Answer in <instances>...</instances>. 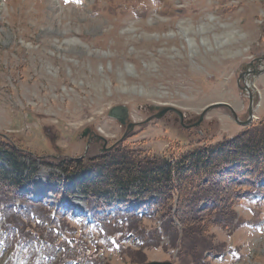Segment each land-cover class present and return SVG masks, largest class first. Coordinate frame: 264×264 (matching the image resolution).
<instances>
[{
	"label": "rangeland",
	"instance_id": "374dc122",
	"mask_svg": "<svg viewBox=\"0 0 264 264\" xmlns=\"http://www.w3.org/2000/svg\"><path fill=\"white\" fill-rule=\"evenodd\" d=\"M263 55L264 0H0V140L24 150L21 164L36 169L19 192L40 202L36 209L27 205L40 222H25L41 234L10 260L0 244V264H264V201L241 199L233 223L208 228V244L193 258L183 254L181 241L172 246L165 234L158 237V218L147 209L157 198L142 199L135 184L95 189L115 196L108 218L135 208L145 212L135 215L141 233L125 232L118 218L105 223L91 215V225L85 223L78 212L89 215L88 198L56 162L97 152L81 137L86 127L108 144L157 159L233 138L248 127L229 110L239 120L248 117L238 75ZM247 83L253 125L264 118V73ZM216 102L229 107L213 108L190 126ZM115 105L127 107L132 130L108 116ZM152 105L180 110L186 126L171 111L155 118ZM9 161L0 147L5 190L18 176ZM222 170L237 178L246 167L233 163Z\"/></svg>",
	"mask_w": 264,
	"mask_h": 264
},
{
	"label": "trees",
	"instance_id": "16d2710c",
	"mask_svg": "<svg viewBox=\"0 0 264 264\" xmlns=\"http://www.w3.org/2000/svg\"><path fill=\"white\" fill-rule=\"evenodd\" d=\"M6 144L0 140V147L9 154V165L18 176L9 180V187L5 190L2 185L6 183L5 170L0 167V215L6 222L7 234L20 241L37 233L36 228L26 224L22 207L29 205L36 209L40 203H31L15 189L30 181L36 169H26L21 164V159L27 157L24 150L21 152L18 147ZM56 162L66 175V181L88 198L93 213L106 208L107 203L115 198L108 191L105 194L100 190L103 187L115 189L135 184V192L140 197L155 196L157 202L152 204L150 212L160 224L155 230L158 237L160 233L165 234L172 246L176 240L181 241L183 254L198 258L204 245L208 244L204 240L207 229L217 224L231 225L235 220L234 206L247 192L263 189L259 181L264 179V118L233 138L187 150L177 158L157 159L117 144L104 153H94L91 158ZM233 163L246 167L242 176L233 178L222 170ZM83 171H89L93 178L85 177ZM97 186L102 188L95 189ZM16 196L21 207H15L13 199ZM201 202L206 206L201 207ZM117 216L125 232L141 233L134 214ZM102 218L105 223L111 222L106 216Z\"/></svg>",
	"mask_w": 264,
	"mask_h": 264
},
{
	"label": "water",
	"instance_id": "95a60500",
	"mask_svg": "<svg viewBox=\"0 0 264 264\" xmlns=\"http://www.w3.org/2000/svg\"><path fill=\"white\" fill-rule=\"evenodd\" d=\"M257 60H259V58H258ZM262 71H264V70H263V69H259V70H257L254 74L261 73ZM239 78H242V76L240 75ZM248 88H249V86H248L247 84H245V87H243V90H247V92L249 93V117H248L247 120H245V121H240V120L238 119V117H237L235 111H234L231 107H229L228 104L223 103V102H216V103H212V104L206 106V107L202 110V112L200 113V115H199L197 121H195V122H193L192 124H190V126H197V125L203 120L205 114H206L209 110H211V109H213V108H215V107L223 106V105L229 107V110H230L231 114L233 115L234 120H235L236 122H238L239 124H242V125H247V124H249L250 121H251L252 97H251V93H250V91H249ZM148 109H149L150 111H154V110L157 111V112L154 114V117L157 118V119L160 118V117H162L164 114H166V113L169 112V111L174 112L175 114H177L180 123L183 124V121H184L183 113H182L180 110H178V109H176V108H174V107H172V106L160 107V106H153V105H152V106H149ZM107 114H108L109 117H113V118H115V119L120 123L121 126H125L126 129H127V131L132 130L133 127L135 126V123H133V122H128V116H129V113H128V109H127V107H126L125 105H115V106H112V107L109 108ZM150 118H152V117H150ZM150 118H148V120H149ZM183 126H186V125L183 124ZM81 135H82V136H85V135H86V129L83 130V132H82ZM97 138H101L102 140H104L103 145H104V147H105V144H106V140H105V138H103L102 136H97ZM107 149H109V148H107ZM146 264H172V263L169 262V261H150V262H148V263H146Z\"/></svg>",
	"mask_w": 264,
	"mask_h": 264
},
{
	"label": "flooded vegetation",
	"instance_id": "af4514ba",
	"mask_svg": "<svg viewBox=\"0 0 264 264\" xmlns=\"http://www.w3.org/2000/svg\"><path fill=\"white\" fill-rule=\"evenodd\" d=\"M255 65H256V61H254L251 64V66L248 67V69L245 68L243 70V72H242L243 73V76L244 77H250L251 74H249V73H251L252 71H254ZM245 72H248L247 75H245ZM86 134H87L86 139L88 141V147L89 148L90 147H98V149H96L97 152H99V150H101V151L103 150L104 151V147L101 146V143L103 142V140H100V139L97 140V138L95 136L96 135V132H94L93 129H91V128L88 127L87 130H86ZM109 145H111V144H108V143L106 144V146H109Z\"/></svg>",
	"mask_w": 264,
	"mask_h": 264
},
{
	"label": "bare ground",
	"instance_id": "6f19581e",
	"mask_svg": "<svg viewBox=\"0 0 264 264\" xmlns=\"http://www.w3.org/2000/svg\"><path fill=\"white\" fill-rule=\"evenodd\" d=\"M230 37H228V35H227V38H225V40H224V42L226 43V42H228V41H230Z\"/></svg>",
	"mask_w": 264,
	"mask_h": 264
}]
</instances>
